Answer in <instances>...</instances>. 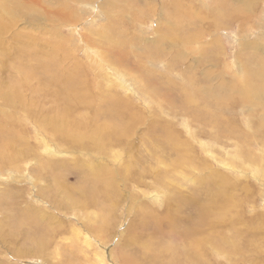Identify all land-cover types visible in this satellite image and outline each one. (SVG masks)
I'll return each instance as SVG.
<instances>
[{
    "label": "bare ground",
    "instance_id": "bare-ground-1",
    "mask_svg": "<svg viewBox=\"0 0 264 264\" xmlns=\"http://www.w3.org/2000/svg\"><path fill=\"white\" fill-rule=\"evenodd\" d=\"M73 1L79 0L42 1L41 7L44 9H41L39 7L40 0H17L15 3L0 0V49L7 48L5 38L7 31L12 30V32L16 31V34H20L17 28L14 31L12 29L14 21L8 20L15 18L17 15L15 10H19L25 19H29L28 21L42 19L48 23L52 22L53 26H56L54 31L48 29L51 31V35H47L56 38V44L47 45L45 48L41 45L34 49L40 41L36 38L30 37L29 40L26 38L29 49L26 48L27 57L30 61L27 64V61L22 59L21 64L19 63L17 66L19 67L17 75L10 82L5 79L0 82V162L18 166L17 164L20 162L28 160L32 165V171L37 176L35 178L28 174H25L26 176L14 175L15 185L19 183L20 178L24 177L29 182H33V187H36L43 181L42 174H49L48 171H50L52 181L58 186L56 190L61 189V192L65 193L66 205L85 208L99 206L98 215L101 224L97 228H100L106 225L113 208L119 206L118 195L122 186L134 185L145 188L146 184L143 179L145 175L147 173L149 175V172L152 173L154 170L161 171V168L164 171H161L159 180L156 182L157 185L164 182L165 178L168 180L169 177L171 178L168 176L172 173L170 171L180 174L182 168L189 170V164L192 168L202 167L208 171L206 176H199L198 180L201 179L202 181L199 180V182L202 183L205 181L204 193H207L205 195H208L209 203L199 202V196L193 198V203L196 206L194 210L200 220L197 218L196 222L193 221L194 223L182 221V230L176 232L175 228L173 229L177 234L176 243L174 245L168 243L166 247H161L156 243L153 245L150 232V239L140 244L142 250L140 255L146 257L147 264H207L206 261L202 262L200 256L201 254L206 256L212 252L210 249L213 248L214 251L217 250L223 255L224 252L229 255L226 258L229 260L228 264H264V258L258 257L264 250L261 252L255 250L256 254L249 258L245 256L244 252L234 247L238 244V240H236L238 235L230 234L228 237L223 233V230H220L221 227L223 229L235 228L231 221H224L219 217L230 208L229 206L225 207L222 203H231L230 198L234 195H228L227 188H234L230 181L233 179L222 173L219 168H212L203 158L192 161L193 159L189 157L191 154L188 152L190 144L187 143V140L180 138L173 126V120L170 119H178L175 122H179L187 117L191 122L200 125L201 131L203 130L200 133L218 138L225 131H228L230 135L237 131L231 124L226 125V120L223 121L222 118V99L230 95L224 94V97L221 98L219 89H217L218 84H215L213 88H206L195 81L193 76L186 73L190 66L184 64L186 59L214 58L216 54L221 53L218 37L206 44L201 42L199 31L202 33L206 24H208V28L205 34H209L213 30H222L230 26L228 24L237 23L240 51L242 50L247 56V61L242 62L239 68L247 74L245 75L247 77H244L245 85L237 88L239 91L232 88V91L240 92L241 95L237 98L239 104H236L241 107L242 103L247 102L248 105L245 106L249 110L252 108L250 106L252 104L262 106L264 109V34L259 32L264 29V19L258 18L260 21L256 22L257 9L258 7L261 9L264 0H159V2L156 0H118L119 4L115 2L110 4L112 12H107V15L103 16L107 21L102 27L97 30L91 29L86 36L84 35L83 39L88 45L89 52L94 54V62L97 64L101 62L98 66L104 67L111 64L113 72L119 77L131 72L134 76L133 79H136L137 84L139 83L140 90L149 92L151 99L154 98L158 103V109L164 107L169 109L168 113L171 114L168 115L171 116L169 118L171 121L164 118L163 120H161L162 118H153L152 115L150 119L145 120L143 112L138 111L136 105L134 106L132 97L129 95L127 98H123L117 93L116 88L111 87V84L106 87L98 84L96 90H93V81L88 76L89 71L79 61L70 59L71 56L61 49V43L58 41L59 38L64 39L61 33L57 32L64 26L60 23L67 19L72 21V18H68V14L72 11L68 3H73ZM95 1L97 2V0H92L89 5L90 8L94 7L92 8L94 11L107 7L106 2L98 4ZM55 2L58 3L55 6L56 9H50L49 5H55ZM37 5L39 6L37 7ZM5 20H8L7 23ZM151 23H155L152 34L155 35L150 39L147 37L148 35H145L143 29ZM73 25L77 26L78 22ZM132 27H141L142 29L137 31L135 28L138 34L134 35ZM104 42L109 43L108 48L103 47ZM95 46L100 49L94 48ZM67 59H70V62H67ZM162 62L164 68L160 71L156 66ZM124 65H132L136 71L121 68ZM184 78L189 79L183 81ZM224 83L219 84L223 86ZM46 97H48V101ZM236 104H232L234 109ZM4 108L8 109L7 114L3 112ZM160 112L157 115L162 113ZM28 123L38 129L39 133L34 129H29ZM256 124H260L257 129L261 133L264 127V116ZM140 129L148 132L150 139L148 143L152 148L148 144L147 149L144 150L147 159L137 158V165L134 166L132 150L137 145L136 141L138 140H135V137ZM188 131L191 134L190 137L194 138L195 134L192 135L191 128H188ZM31 132H34L33 135H30ZM240 132L244 137L242 140L239 139L242 145L237 141L239 147L237 149L240 150L244 159L255 162L257 155L252 149L247 151L245 148L247 143L244 139L250 132L245 133L244 130ZM255 132L256 130H253L250 135L253 136ZM37 137L40 140L32 143L30 138H35L36 141ZM247 139L245 140L249 142L250 140ZM18 143L19 148L15 145ZM263 143L264 140L262 145ZM250 144L254 145L255 142ZM38 151H42V153ZM208 151L210 152V150ZM66 154H70V156L76 154L77 156L73 155L72 163L65 162L59 156ZM129 154L133 158L122 159L123 155L127 157ZM152 163L157 166H152ZM70 164L73 165L72 168L68 166ZM161 164H164V167ZM72 170L76 172H72ZM73 178H76L77 184L70 185L69 180ZM172 180L170 181L173 183L175 180ZM48 184L49 182H44L43 186ZM215 196L222 203L217 205V199L213 198ZM38 202L43 203L42 200ZM154 205L156 206V204ZM146 207L148 209V206ZM146 207L143 204L140 205V212L142 211V215L146 214L150 219H154H152L154 230L159 231L160 226L158 227L157 224L162 218L172 221L176 218L171 215L169 210L165 211L162 218L157 217L153 207L146 213ZM36 214L46 221L41 232L34 226L40 219L36 218ZM222 221L225 225L222 224ZM60 225L61 221L46 215L44 211H31L29 204L24 208L16 207L14 226L17 227V230L19 227L26 228L25 238L28 244L26 248H19L18 252L27 254L33 251L39 255L49 240L54 237L53 235H56ZM201 231L203 235L198 241L197 236L202 233ZM17 235L20 236L18 233ZM202 241H205L207 245L205 243H203L204 246L201 245ZM205 246L211 248L205 249ZM126 261L127 259L123 263L127 264Z\"/></svg>",
    "mask_w": 264,
    "mask_h": 264
},
{
    "label": "rangeland",
    "instance_id": "rangeland-1",
    "mask_svg": "<svg viewBox=\"0 0 264 264\" xmlns=\"http://www.w3.org/2000/svg\"><path fill=\"white\" fill-rule=\"evenodd\" d=\"M7 1L8 3H15L17 0ZM42 1L48 2V0H40V6L37 5V7H41ZM117 1L118 0L95 1L98 4L106 2L107 6L105 9H95L96 12L92 9L94 7L90 8L89 6L92 3V0H79L76 2L73 1V3H68L72 9L70 14H68V18H72V21L67 19L65 22H61L60 24L64 26L62 28L61 25V29L59 28L60 30H57V32H60L64 37L63 40L60 38L58 40L61 43V49L71 56L70 59H75L86 67L90 73L88 74V76H90L89 78L95 82H92L93 90H96L98 84L102 85L103 87H106L107 85L110 86L111 84V87L113 86L114 89L116 88L117 93H119L123 98H127L129 95L132 97L134 106L136 105V109L143 112L145 120H148L151 117L160 119L162 118L161 120H163V118L165 120L172 119L174 123L173 126L175 127L177 134L180 135V138L187 140V143L190 144L188 152L191 154L189 157L193 159L192 161H197L198 158H203L204 160H207L212 168H219L222 173L233 179L230 181L234 188H227V194H233L235 196H231V203L228 202L224 204L219 202L216 196L213 197L214 199H217V205L218 203H222L225 207H230L227 210L223 206L227 211L222 213H225L224 215L220 214L219 217L224 221H231L234 225L233 227H235H228V229L225 228L226 231L221 227L220 230H223V233L227 234L228 237H230V234L234 236L238 235L239 239H236L238 240V244L234 247L244 252L246 254L245 256L249 258L251 255L254 256L256 254L255 250L260 252L264 250V143L262 145L264 140V127L260 133V130L258 131L257 129L259 128L260 124H256L260 122L261 118H263L264 109L262 106L249 104L252 107H250L251 109L249 110L248 107L245 106L248 105L247 102L242 103L240 107V105H237L239 104L237 98L239 97L240 92H238V94L237 92L232 91V88L237 90V88L239 89V87L244 86L245 84L243 82H245V78L247 77L245 76L247 74H245V72L239 68L242 62L247 61V56H245L242 50L240 51L241 46L237 37L239 34L237 23L228 24L230 26L225 27L222 30H213L209 34H205L208 28V24H206V28L203 30V32L200 33L199 31V34H201L202 38L201 42L206 44L209 41H212L213 38L218 37L220 39L219 42L221 45V53L218 55L216 54L214 58L197 60L186 59V61H184V64L191 66H188L189 70H187L186 73L193 76L195 81L199 82L201 86L213 88L215 84H218L219 86L217 89H219L221 98L224 97V94L230 95L229 97H224L225 99H228H222V118L223 121L226 120V125L231 124V126L235 127L237 131H235L232 135H230L228 131H225L223 135L218 138L200 133L203 132V130L201 131L200 125H197L195 122H191L187 119V117L183 120L181 119L179 122H175L178 119L175 118L176 120H174L173 118H170L171 116L168 114L171 113H168L169 109H167V107H164L166 110H164V108L158 109V103L155 102L154 98H152L154 100L151 99V94H149V92L146 93L140 90L138 86L139 83L137 84L135 81L136 79H133L134 76L131 72H127L125 76H123L125 78L119 77L113 72L112 66H110L111 64L101 67L98 66V64L101 62L98 64L94 62V54L89 52L88 45L83 39L84 35L86 36L89 31H91V29L97 30L102 27V25L107 21V19L103 16L107 15V12H112V7L110 4L113 2L119 4V1ZM156 1L159 2V0ZM57 2H55V5H49V8L56 9L55 6L58 4ZM85 2L88 3L86 4ZM41 9L44 8L41 7ZM15 11V14H17L15 18H6L9 21H14L13 23L15 24L12 29L14 31V29L17 28L20 34H16L17 32H12V30L6 32L5 38L7 48L5 50L0 49V82L2 79L10 82L11 79L17 75V70L19 68L17 66H19V63L21 64L20 61L22 59H25L27 64L28 61H30L27 57V50L29 49L27 48L26 38L28 40L30 37L34 39L36 38V40L40 41L39 45L34 47V49L39 48L41 45H43L44 48L47 45H55L57 42L56 38L47 36L51 35V31L56 30V26H53L52 22L48 23L42 19H31V21H28L29 19H25L24 16L20 14L19 10ZM257 11L256 22L260 21L258 18L264 19V3L261 6V9L258 7ZM8 20H5V23H7L6 21ZM75 22H78L77 26L73 25ZM154 24L151 23L149 26L143 29L145 30V35H148L147 37L150 39L155 35H152L154 33L153 30L155 29ZM135 28H131L134 35L135 33L138 34V29H142L141 27H137L136 31ZM48 29H51V31H48ZM259 32L264 34V29ZM133 34H131V36H133ZM252 38H255V36H252ZM102 45L103 47L108 48L109 43L104 42ZM94 48L98 50L100 49L98 46H95ZM70 59H67L66 61L70 62ZM98 59L100 60V58ZM156 67L161 71L164 68L163 62L159 63ZM121 68H126V70L128 68L130 71H136L132 65H124ZM252 68H254V66H252ZM185 79L189 78H184L183 81ZM178 80L180 79L178 78ZM32 82L35 83V81ZM181 82L182 80L180 83ZM221 82H225V85L223 84V86H220L219 83ZM133 90H135V92H133ZM145 94L147 95L145 96ZM46 98L48 101V97ZM232 104H236L235 109ZM158 111L161 114L157 115V113H159ZM3 112L7 114L8 109L4 108ZM139 114L142 116L140 112ZM29 127V129H34L36 132H38V129H35V127H32L30 124ZM188 128H191L193 131L192 135L195 134L194 138L190 137L191 134L188 131ZM208 129H210V126H208ZM240 129L244 130L245 133L250 132L249 134H246L247 138H249H245L250 141L247 142L244 139V141L247 143V147H244L247 149V151L251 149L254 151V154L257 155V160H254L256 163L253 161L249 162L248 160L244 159L243 155L240 153V150L237 149L239 148L237 146L239 139L242 140L244 137V135L240 132ZM253 130H256V132L252 136L250 134ZM196 131L197 133H195ZM33 133L34 132H31L30 135H33ZM42 135L43 132L41 136ZM30 140L32 143H36L40 139L37 137L36 141L35 138H30ZM135 140L138 141H136L137 145H135L133 147L134 150H132V155H134V158L130 156L131 154L127 155V157L126 155H123L122 158L123 160L133 158L132 162L134 166L137 165V158H140L141 160H145V158L147 159V155L144 154L146 151L144 152V150L147 149L149 144L148 142L150 141L148 132L140 129L137 137H135ZM252 142H255L256 145H251L250 143ZM239 144L242 145L240 142ZM15 145L18 147L19 143ZM149 147L152 148L150 144ZM208 150H210V152ZM38 152L42 153V151ZM73 155L77 156L76 154ZM73 155L70 156V154H66L59 157L65 162L72 163ZM25 161L17 164L18 166L11 165V163L4 164L3 162H0V264H125L123 263L125 259H127V264L130 262L133 264H147L146 262L148 260L146 257L140 255L142 253L140 244L150 239V232L152 236L151 240L154 242L152 243L153 245L155 243L160 244L161 247H166L168 243L174 245V243L177 241V234L175 231L178 232L179 230L183 229V222L185 220L189 221L190 223L197 221L198 217L196 211L194 210L196 209V206L195 203H193V198L199 196V202L207 204L209 203L208 195H205L207 193H204V186H206L205 181L202 183L199 182V180L202 181L201 179L198 180L199 176H206L208 169H204L202 167L198 168V166L192 168L190 167V164L189 170L182 168L180 174L179 172L173 173V171H170V169L169 171L172 173L171 175L168 174V176H171V178L169 177V180L165 178L164 182H161L160 185H157L156 182L159 180L161 171H164L161 168V171L157 170L158 172H156V170H154L152 173L149 172V175L148 173L145 175L143 178L144 183L146 184L145 188H139L134 185L122 186L120 190L122 193L119 192L118 195L119 206L114 207L113 211L110 212L109 220H107L106 225L97 228V226L101 224L99 221L100 217L98 215L99 206H94L95 208H85L83 206L71 207L66 205L67 203H65V200L67 202V199L64 197L65 193L61 192V189L58 191L56 190L58 186L52 181V173L50 171H48L49 174H42L43 181L46 183L49 182L48 185L50 186H43L44 182L42 181V183L39 184L40 186L36 185V187H33V182H29L26 178L24 179V177L20 178L21 180L18 178L20 181L15 185L14 175L26 176L25 174H28L32 177H37L31 169V163L28 160ZM259 162L261 163L259 164ZM161 165L164 167V164ZM227 165L230 166L227 167ZM68 166L72 168L73 165L70 164ZM152 166H157V164L152 163ZM63 169L65 170V168ZM66 169L71 171L70 168L66 167ZM73 170L72 172H76ZM75 179L76 178L69 180V184H77ZM172 179L175 180V183L171 182L173 181ZM39 200H42L43 203L38 202ZM120 201L122 202L120 203ZM27 204L31 205V211H44L46 215L52 216L57 221H61V225L58 227L56 235H53L54 237L49 240L47 245L43 248V251H40L39 255H36L33 251L27 254L18 252L19 248H26L28 244L25 238L26 228L19 227L17 230V227L14 226V212L16 207L18 208L19 206L24 208ZM142 204L145 207L148 206V209L147 207L145 208L146 213L148 210L150 211V208L152 209L153 207V211L155 212L154 214H156L157 217L162 218L165 211L169 210L171 215L177 219L175 218L172 221L168 220L167 218H162L159 224H157L158 227L160 226L159 231L154 230L152 224L154 219L152 218V220L146 214L142 215V211L140 212L139 207L140 205L142 206ZM154 204H156V206ZM176 206L178 209L175 208ZM36 218H40L39 214H36ZM198 219L200 220V218ZM45 222L46 221L44 219L42 220L40 218L37 220V223H35L34 226L39 232H41L45 226ZM222 224L225 225L224 222ZM95 228L96 231H94ZM173 229L175 231H173ZM17 233L20 236H18ZM202 235L203 232L198 234V241L201 240ZM203 243L206 244L205 241H202L201 245L203 246L205 245ZM206 248L209 249L211 247L205 246V249ZM211 250L212 252L206 254V256L201 254L200 258H202V262L206 261L207 264H228L229 260H226V258H228L229 255H227V253L224 252L223 255V253L218 252L217 250V252L214 251L213 248H211L210 251ZM258 257L264 258V252ZM204 258L205 260H203Z\"/></svg>",
    "mask_w": 264,
    "mask_h": 264
}]
</instances>
